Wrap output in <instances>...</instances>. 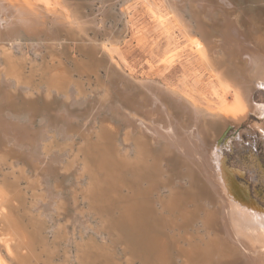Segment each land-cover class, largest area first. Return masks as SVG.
<instances>
[{
    "label": "bare ground",
    "instance_id": "6f19581e",
    "mask_svg": "<svg viewBox=\"0 0 264 264\" xmlns=\"http://www.w3.org/2000/svg\"><path fill=\"white\" fill-rule=\"evenodd\" d=\"M166 1L169 7L174 9L175 22L191 42L198 56L197 61L223 92L222 98L213 107L204 109L178 94L179 92H172L166 88L164 91L150 82H144L139 86L131 84L126 86L128 88L121 89L119 93L127 99L128 103L124 101L126 105L116 108L111 86L97 83L88 94L81 84H72L61 67L63 63L58 59L59 57L57 58L59 62L56 60L58 63L51 64L49 68L50 76L44 77L41 83L43 88L40 89V87L37 91L36 86L32 87V78L22 72V61L13 55L12 49H21V44L17 45V42L10 46L7 42L15 41L14 39L24 33L36 38L38 34L43 33L49 38L53 35L55 39L62 32H66L67 35L73 34L71 31L73 28L69 26L77 24L78 18L67 23L68 27L61 26L60 21L63 19L60 18V14H58V21L56 15H51L53 12H48L47 15L30 0H0V172L2 174L0 221L3 223L0 243L4 248L7 247L9 250V247L14 245L13 248L17 250L24 240L20 224L16 220L17 215L14 216L15 209L12 208L15 205L14 201L22 202L24 199L28 201L29 206L26 205L32 224L40 226L43 219L51 218L53 214L58 213L60 217L63 215L65 219L69 218L63 219V224L57 221L58 225L56 230L54 229V239L68 240L70 235L68 224L79 217L82 218L83 210L77 206L78 202H75L77 194L72 192L71 200L75 206L71 205V207L75 214L72 213L74 216H69L68 200L66 201L67 198L61 191L63 184L56 175L58 171H75L80 179L88 176L91 182L86 184L88 186L81 191V194L88 199L91 197V200L94 198L91 195L96 188V180L92 173L97 164L94 163V166H91V159L94 162L96 157H91L90 147L95 144L96 139L108 147V143L114 141V138L112 139L114 135L108 132L109 127L103 122L95 132L96 136L93 134L96 141L92 143L91 134L96 128L94 124L99 120L100 112L107 109L113 112L115 120L123 126L122 130L125 133L122 131L121 133L124 134H122L124 136V142L123 138L122 142L125 143L124 155L131 148L134 152L133 158L128 155L122 157L127 161L123 164L128 163L133 172L146 176L145 178L148 179L146 181L151 183L148 193L158 192L162 187L168 189L166 196H157V200L162 212L167 215L165 219L168 223L170 222V227L173 225L175 231H178L173 240L175 244H178V254L185 264H264V122L245 129L232 142L221 143L219 140L227 127L230 125L236 127L249 113L253 112L254 116L263 119L260 114L264 106V95L259 94L258 102L254 103L253 92L257 88L264 89V0ZM187 15H190L189 19ZM51 17H54V23L60 22L62 28L53 29L55 27L53 24V28L48 29L47 21ZM2 24L6 26L2 28ZM80 26L83 27V25ZM28 37L31 36L28 35ZM110 45L113 44L110 43ZM54 47L55 45L48 46L50 53L54 52ZM36 48L38 49L39 45ZM35 92L41 96H38V99H43L38 109L36 108L38 104L35 103V95H37ZM57 94L62 95L60 104L54 98ZM19 98L23 99V103H20L24 105V108L21 107L18 110L16 102ZM41 113H44L45 117L41 118L39 127L36 128L34 121L40 118ZM79 119L84 120V123H80ZM90 120L95 122L93 126H90ZM76 136L79 137L80 144L74 148ZM103 147L102 152L106 150H103ZM110 147L106 152H109ZM123 150L118 149V154L121 152L123 155ZM98 151L100 153L99 149ZM230 151L234 152V159H229L227 156L226 152ZM111 155L106 160V166L102 163L104 167H107ZM99 156L100 159L105 157L101 154ZM115 156L117 155L114 153L113 157ZM117 160L112 161L117 163ZM112 165L111 167H114ZM104 167L97 168L101 171ZM5 168L7 171H4ZM227 170L234 172V178L231 179ZM173 177L178 184H174ZM145 178L142 179L143 182ZM22 183L25 184L24 188L21 187ZM107 183L109 184V181ZM101 184L103 185V182ZM139 184L142 185L140 181ZM134 185H136L135 182ZM77 186L78 183L76 186L74 184L75 188ZM97 186H99L98 183ZM103 192L106 195L107 191ZM81 194L79 191V195ZM145 198L147 200V197ZM98 200L95 199L96 202ZM100 206L92 207L98 209ZM59 215L56 216L57 219ZM45 222L44 220V225H46ZM162 223L164 222L160 224ZM101 227L104 228V225ZM162 227L165 229V225ZM106 228V230L112 229V227ZM27 240L31 246V239L26 238L25 242ZM161 242L159 253H162L159 255L166 258L169 244H164V240ZM2 246L0 245V248ZM83 246L81 245L80 250L78 249L79 263L84 253ZM44 250L46 253L48 248L45 247ZM17 254H19L18 251ZM32 258H34L33 255ZM22 261L19 264H23ZM3 262L0 256V264ZM158 264H169V261L161 258Z\"/></svg>",
    "mask_w": 264,
    "mask_h": 264
},
{
    "label": "rangeland",
    "instance_id": "374dc122",
    "mask_svg": "<svg viewBox=\"0 0 264 264\" xmlns=\"http://www.w3.org/2000/svg\"><path fill=\"white\" fill-rule=\"evenodd\" d=\"M30 1L34 5H36L41 11L44 10V12L47 15L48 12L50 13L53 12L51 15L52 16L56 15L58 21H59L58 14H60V18L62 17L61 19H63L62 21H60L61 26L67 25V23L73 21L72 19L74 18L75 19L78 18L76 21L79 23V24L77 23L78 25L77 24L70 26L67 25V27L69 26V28L71 29L73 28V30H71L73 34L67 35L66 32H62L57 39H55L53 35L52 37L50 36L49 38L43 33L38 34L37 38L36 36L30 35L28 33H24L19 38L14 39L15 41L7 42L8 45L10 46L16 44L17 42H18L17 45L21 44L20 45L21 49H15V48L12 49V52L14 53L13 55L16 59L22 61V72L26 76L32 78L31 79V82H33L32 87L36 86L35 88H37V91L39 90L38 88L40 87H41L40 89L43 88V85L41 83L43 82V79H45L44 77H47L48 75L50 76L51 70L49 68L51 64L53 65L57 64L60 60L63 63V66L61 67H63L64 71L67 73V76L70 78L72 84L73 83L77 85L81 84V86H83V88L88 92V94L91 92V90L95 88L97 83H102L104 85L111 86L114 94L113 103L116 108L119 106L126 105V103H128L127 99L124 98V96H122L119 93V91L123 88H128L126 86L131 85L129 80L133 81L136 84L139 83V85L144 82H150L156 87L161 86L159 88L163 89L164 91L166 88L172 92L173 91L177 93L179 92L178 94H181V96L187 98L192 102H195L197 105H199L204 109L207 107L215 106L220 101V98H222L223 92H221V89L218 87L216 82L212 78L210 79L211 76L209 75V73L203 70L201 64L199 63V61H197L198 56L194 51V49L192 48L191 42L188 40L187 36H185L184 32L175 22L176 21L175 11L173 8L169 7L166 0H30ZM54 10L56 11V14ZM170 10L171 12H169ZM160 17L161 19H159ZM187 18L189 19L190 15H187ZM58 21L57 23H54V17H51L47 21V28L52 29L54 24L55 27L53 29L55 28L59 29V27L61 26L59 24L60 22L58 23ZM80 25H83V27H81ZM5 26H3L2 24V28H4ZM28 35L31 37H28ZM7 43L5 42V46H7ZM110 43L113 44L114 47L113 45H110ZM38 45L39 48L37 49L36 47ZM52 45H55L53 49L54 52L50 53L48 46H52ZM108 46L109 47L111 46L112 48L111 47L107 48ZM56 60H58V62H56ZM112 65L113 68L111 67ZM259 94L264 95V89L263 90L258 88L255 89V91L253 92L254 103L258 102L259 99L257 98ZM90 95L93 96L92 94ZM38 96L41 97L37 93V95H35L36 97L35 103L36 105L38 104L37 105L38 107L36 106L37 109L40 107L39 105L42 104L41 100H43L41 98L38 99L37 98ZM54 98L56 102L60 104L59 102H61L62 95L57 94L54 96ZM124 101H126V103H123ZM20 102L23 103V99L19 98V100L16 102L17 109L18 108L21 109V107L24 108V105ZM0 103H1V99H0ZM111 112L112 111H109L107 109L103 110L100 112L99 120L96 121V123L91 120L89 121L90 126H93L94 123H95L94 125H96L94 132H92L91 134L92 135L91 143L95 142L96 140H97L96 142L99 141L95 137L96 136L95 132L98 130L102 122L105 126L109 127L108 132L110 131L111 132L110 134L112 136L113 135L116 136L117 138L116 139L113 136L112 139L114 138V141L110 142L111 145L110 143H108L109 144L108 147L115 146L114 148L110 147V150H112V148L114 150L116 149V151L112 150V152H114L115 155H117L115 156V158L113 157L114 153L110 152V150H108L109 152H106V150L109 148L103 142L99 141L97 143L98 144L97 146L95 145L96 142L95 144L92 145L93 149L95 150L97 149V151L91 149L92 147H90L89 153L91 154V157L92 158L96 157L94 158L95 159L94 162H92L91 159V164H92L91 166H94L95 163L97 164L96 165L97 167L100 168L101 166L103 168L104 166H106V160L109 159V155L113 154L110 156L111 160L108 161L109 163L107 162V167H104L103 170L100 171V169L97 167L95 168V166L93 168L92 174L96 180L95 187L101 188V186L104 185L106 189H104V187H102L101 189L94 188V191L92 192L91 195L94 198H92L91 200L90 197L89 200L87 197L81 194V191L87 188L88 185L86 184H89L91 182L88 176H83L80 179V177L75 171L74 172L58 171L56 177L63 184L62 185L63 188L61 187L62 194L67 198V199L65 198L66 201L67 200L69 201V202L67 201L68 203L67 211L69 216L75 214L73 207H71V205L75 206V204L71 200L74 192L77 194V200L75 202L76 203L78 202L77 206L82 208L83 210L82 218L79 217V219H76L73 223L69 222L68 226L70 231V235H69L70 237L68 236L67 238L68 240L63 239L58 241L56 238L54 239L55 237L54 229L56 228L58 223L63 224L64 222L62 221L63 219L66 220L69 218L65 219L63 215L61 216L62 217L61 218L58 213L57 215H59L58 216L59 218L57 219L56 218L57 215L53 214L51 218L43 219L41 221L42 224L40 226H37L36 224L34 223L32 224L31 222L32 221L31 215L29 214V210H27L29 206L28 201H26L27 199H24L22 202L14 201L13 203L15 205H13L12 207L15 209L14 213L16 212L14 216L17 215L16 220H18L20 224V229L22 231L24 237L23 241L25 244L22 241L21 247L17 248V250L13 248L14 245L13 246L11 245L9 247V250H11L12 248L13 249L9 251L7 247L4 248V246H2V244L0 243V245L2 246L0 248V256L3 258L6 264H19V262L22 260H23L22 262H24L23 264H48V263L49 264H69V263L70 264L72 263L73 264H77V263L78 264H103V263L104 264L105 263L106 264H145V263L158 264V262L160 263L161 258L162 260L167 259L169 261V264H185L184 260H182L183 258L180 257L178 254L179 246L177 243L175 244V240H173L175 239L173 237L177 236L178 231H175L176 229L175 227H173V225L172 227H170L171 225L170 222L168 223L167 219H165L167 218V215L162 212L160 208L161 206H159L160 204L157 200V198L160 196L161 197L166 196V194L168 193V189L162 187L158 191L159 193L157 191H155V193L154 192L148 193L151 183L149 181H146L148 180L145 178L146 176L142 173L133 172L132 168L129 166L128 163L123 164V162H127V161L125 160V158L122 157H126L128 155V157L133 158L134 152L133 149L131 148L130 151L127 150L128 151L126 152L127 154L124 155L125 153V151L123 150V146L125 144L123 143L124 134L121 133V131L124 132V130H122L123 126L120 122L115 120L113 116V112L112 113ZM260 115L261 118L263 119L254 116L253 112L249 113L248 116L241 123L236 125V127L231 125L227 127L224 133L220 136L219 140H221V143H225L228 141L232 142V140H235L236 136L241 132H243L245 129L250 127H255L257 124L263 123L264 106L262 108V112ZM42 117L43 118L45 117L44 113L40 114V118L35 119L34 127L36 128L39 127ZM79 120L80 123H84V120L82 119ZM122 138H123V142H122ZM74 142H75L74 148L78 147L79 146L78 144H80L79 143L80 139L78 136L74 138ZM115 142L116 144H114ZM101 144L102 146H104L103 150L106 149L104 152H102ZM105 146L107 148H105ZM98 149L100 150V153ZM118 149L123 150L122 152L123 155H121V152H119L118 154L117 151ZM100 154L101 156L103 155L105 156V157L103 156L104 158L101 157L105 161L100 159L99 156ZM226 154L229 157V159L235 158L233 151L226 152ZM112 160L114 161L117 160L118 162L116 161L117 163H115ZM229 162L232 164V160H230ZM102 163L104 164V166ZM110 163L113 164L112 166H114L115 168L111 167ZM116 164H118L117 167ZM129 170L130 172L132 171L133 173L132 172L130 173ZM4 171H7V169L5 168ZM95 171L97 174L95 173ZM107 171H111V172H107ZM130 174L133 178H131ZM227 174L230 175L231 179L232 177L234 178L233 171L227 170ZM1 177L2 174L0 172V178ZM136 177L138 179H136ZM134 178L136 180H134ZM144 178H145V182H143L144 180H142ZM97 180H99V182H97ZM105 180L109 181V184ZM173 180L175 181L174 177ZM139 181L140 183H142L143 187L141 184H139ZM176 181L174 184H178V181L177 182ZM100 182L101 183L103 182V185ZM134 182L136 185H134ZM77 183L78 186L75 188L74 184L76 186ZM97 183L99 186H97ZM110 183L112 185H110ZM184 183L187 186L185 181ZM105 184L108 185L106 186ZM24 186L25 184L22 183L21 187L24 188ZM136 189L137 191H135ZM162 189H164L165 191ZM79 191L81 195H79ZM103 191H107L106 195L104 194L105 192ZM96 195L99 196V198L101 197L102 199L103 198L105 199L101 201L102 204L99 203L100 200L102 199L100 198V200H98L99 198ZM104 195L110 199L106 198ZM145 197H147V200ZM85 198H87L88 200ZM95 199L98 201L96 202ZM106 202L108 203L110 202L109 203L110 205ZM136 202H138L139 204ZM89 204L90 205L93 204V205L90 206ZM92 206H95L96 208L97 206L100 207H98V209H95ZM132 206H134L136 209ZM102 207H104L105 209L104 208L102 209ZM106 208H108V210ZM94 210L99 213L98 214L97 212L95 213ZM139 211L141 213H139ZM148 211L150 212V215ZM100 215H102L103 218ZM44 220L46 221L45 222L46 225H44ZM158 221L164 223H162L161 225L160 224L161 222L158 223ZM154 222L157 223L155 224ZM167 223L169 227H167L168 225L166 226ZM0 224H1L0 225L1 228L3 226V223L0 221ZM154 224L155 226H153ZM103 225L104 228L101 227ZM164 225H165V229H162L164 228L162 227ZM105 226L108 227V229L112 227V229L106 230L107 228ZM159 226L160 228H158L159 229L158 230L157 227ZM161 229L164 231H162ZM37 232L38 234H36ZM0 233L1 234L3 233L2 228L0 230ZM1 236L0 238H2ZM26 238L31 239L30 242L31 246L28 244L29 240L25 242ZM39 238L41 240H39ZM162 240H164V244L167 243L169 244V245L167 244L169 247V252H167L169 259L166 256H165L166 258H164L162 255H159L162 253V252L159 253V251H161V249H159V245L161 246ZM165 240H167V242H165ZM65 241L67 242L69 241V242L67 243ZM81 245L82 246L84 245L83 246L84 248L82 247L84 253H83V257L81 255L83 262L80 260L81 262L79 263V260L77 258L80 255L78 253L81 248ZM25 246L26 248H22ZM45 247L48 248L46 253L44 250ZM13 250L16 252H14ZM87 250L88 251L90 250L91 252L90 251L88 252ZM17 251L20 255L17 254ZM21 253L24 257L21 255ZM95 254L97 256H95ZM32 255L34 256V258H32ZM26 256H28L27 258L29 260L26 258ZM66 256H68L69 259ZM178 256L181 259H179ZM30 257L32 259L31 261H30ZM103 257L105 258L103 259ZM145 257H147L148 259ZM90 258L92 259L89 260Z\"/></svg>",
    "mask_w": 264,
    "mask_h": 264
},
{
    "label": "water",
    "instance_id": "95a60500",
    "mask_svg": "<svg viewBox=\"0 0 264 264\" xmlns=\"http://www.w3.org/2000/svg\"><path fill=\"white\" fill-rule=\"evenodd\" d=\"M112 68H113V65L111 66ZM129 82L131 83V84H135V85H139V83H134L133 81H131V80H129ZM152 84V83H151ZM159 87H161V86H159ZM163 88V87H162Z\"/></svg>",
    "mask_w": 264,
    "mask_h": 264
}]
</instances>
